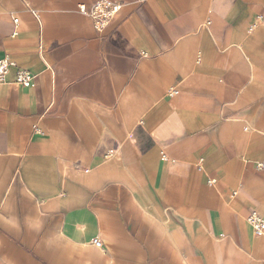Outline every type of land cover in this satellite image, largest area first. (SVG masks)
<instances>
[{
	"label": "crops",
	"instance_id": "0c3cea01",
	"mask_svg": "<svg viewBox=\"0 0 264 264\" xmlns=\"http://www.w3.org/2000/svg\"><path fill=\"white\" fill-rule=\"evenodd\" d=\"M6 57L0 264H264V0H0Z\"/></svg>",
	"mask_w": 264,
	"mask_h": 264
},
{
	"label": "built area",
	"instance_id": "2783aa9c",
	"mask_svg": "<svg viewBox=\"0 0 264 264\" xmlns=\"http://www.w3.org/2000/svg\"><path fill=\"white\" fill-rule=\"evenodd\" d=\"M124 5L119 2H109L103 1L91 6L80 5L78 7V12L84 16L92 19L95 25V29L102 33L104 32L109 25L114 21L117 16L123 10ZM12 68H16V77L13 81L8 80V75ZM34 76L31 72L20 69L17 67V64L14 63L9 57H6L0 60V83L1 84H16L23 87H31L33 85ZM178 95V91L173 90L170 93V96ZM248 221L255 233L256 236L260 237L264 235V221L256 213H253ZM92 244L97 248L103 249V242L96 238L92 241Z\"/></svg>",
	"mask_w": 264,
	"mask_h": 264
}]
</instances>
